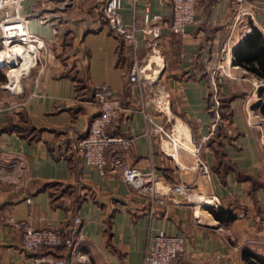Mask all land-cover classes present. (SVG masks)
I'll return each mask as SVG.
<instances>
[{"label":"crops","instance_id":"obj_1","mask_svg":"<svg viewBox=\"0 0 264 264\" xmlns=\"http://www.w3.org/2000/svg\"><path fill=\"white\" fill-rule=\"evenodd\" d=\"M103 1L20 3L26 31L44 48L17 78V90L0 93V264H30L33 256L22 247V229L8 217L56 228L78 215L85 238L79 252L89 264H142L158 229L185 239L179 264H244L245 248L264 256V128L254 116L263 101L264 76L235 64L233 55L244 25L264 41V0H244L236 9L230 0H196L198 22L186 27L184 37L170 31L168 6L139 0L132 12L130 1L121 0L127 27L140 26L146 6L163 18L161 59L151 65L155 55L147 58L139 34L134 54L109 28ZM225 41L229 47L221 53ZM146 58L150 78L130 82L131 67ZM100 84L120 98L122 110L108 133L131 139L127 162L142 170L153 166L161 181L175 182L174 159L188 166L189 157L180 151L172 157L170 141L162 143L164 155L159 140L144 134V113L164 126V118L172 117L174 133L179 127L184 132L186 150H197L208 165L209 178L198 171L194 184L209 190L216 205L204 209L178 195L150 212L146 196L118 173L102 174L84 163L76 144L98 112L90 95ZM21 124L29 131L8 129ZM217 207L229 209L231 219H216L209 210Z\"/></svg>","mask_w":264,"mask_h":264},{"label":"built area","instance_id":"obj_2","mask_svg":"<svg viewBox=\"0 0 264 264\" xmlns=\"http://www.w3.org/2000/svg\"><path fill=\"white\" fill-rule=\"evenodd\" d=\"M21 1L0 0V46H6L13 41L32 43L31 64H35L39 60V52L44 48V43L26 31L24 18L20 13ZM128 1L132 5V12H135V5L139 0ZM155 1L159 5H166L170 8L168 26L170 31L177 36L184 37L186 27L198 22L195 17L196 0ZM243 1L230 0L231 8H238ZM121 10V0H104L101 6L102 15L109 28L131 47L134 54L138 52V34L140 35L149 59L151 53L158 52V40L164 24L162 16L158 13H151L146 6L142 12L140 26L131 24L127 27L122 21ZM250 31L251 27L244 25L242 37ZM228 47V41L223 42L220 52L226 53ZM144 67L145 65H133L129 72V81L139 82L141 76L145 75ZM92 101L97 106L98 112L91 119L85 136L76 144L77 151L86 165L96 168L102 174L118 173L124 183L140 195L146 196L150 212H153L156 206L165 204L167 199L173 200L178 195L193 206L205 205L207 200L211 201L210 205L217 204L213 196L206 199L203 191L185 180L184 168L180 167L178 159H174L178 172L177 179L173 183L161 181L153 166L142 170L129 164L126 160V152L131 145V139L124 134L108 133L111 122L122 110L119 96L108 85L100 84L93 88ZM254 116L264 128V113L260 108L256 110ZM144 119V134L155 136L159 140L161 151L167 156L162 145L169 138L167 129L164 125L155 123L147 113H144ZM194 157L197 167L201 170L200 174L209 178V167L198 156L197 150L194 151ZM25 202L31 205L30 198H25ZM7 221L22 229V247L33 254L30 264H89L86 255L79 252L85 238L81 229V218L78 215H74L69 223L66 222L56 228H35L27 222L17 223L12 217H8ZM63 240L70 247V254L67 258L52 251H44L46 248L60 246ZM184 249L185 239L181 235L167 234L164 230L158 229L152 237L142 264H179L178 258ZM73 257L76 259L75 263L71 261ZM19 264L28 263L22 261Z\"/></svg>","mask_w":264,"mask_h":264},{"label":"trees","instance_id":"obj_3","mask_svg":"<svg viewBox=\"0 0 264 264\" xmlns=\"http://www.w3.org/2000/svg\"><path fill=\"white\" fill-rule=\"evenodd\" d=\"M234 55V63L240 65L250 73L263 77L264 76V41L260 35V33L256 29H251L250 33L245 34L242 38L241 43L236 47L233 52ZM259 92L262 95V103L259 108L262 113H264V91L263 88H260ZM93 94V88L91 90V98ZM10 128H16L19 131H29V127L27 125L21 124L19 126H9ZM7 129V127H5ZM220 127L216 125L215 134H219ZM209 212L216 218L221 219V215H224L225 218L231 219L230 211L227 208L217 207L216 210L211 208ZM71 220H68L69 223ZM47 249V250H46ZM44 251H52L61 256L67 258L70 254V247L63 240L62 244L58 247L46 248ZM241 258L244 264H264V256L251 251L247 248L243 249L241 252Z\"/></svg>","mask_w":264,"mask_h":264},{"label":"rangeland","instance_id":"obj_4","mask_svg":"<svg viewBox=\"0 0 264 264\" xmlns=\"http://www.w3.org/2000/svg\"><path fill=\"white\" fill-rule=\"evenodd\" d=\"M14 44L15 43L12 42L11 44L6 45V46H0V56L2 57V62H3V63L2 62L0 63V75L3 76L2 82L0 83V93L4 92V91L14 92V91L17 90V87L16 88H9V86L8 87H4L5 85H7L10 82V80H13L14 83L15 82L17 83V78L19 76H21V71L18 68H16V66L14 64L9 63L10 60L13 61V59L15 57L10 52V50L15 45H19V44H15V45ZM151 55H153V53H151ZM154 55H155V59H157V62H160V59H161L160 58V52H155ZM15 58H17V57H15ZM147 58H146V60L141 62V65H144L145 63L148 62ZM150 58H151V56H150ZM152 68L156 69L153 66H152ZM151 71L152 70L144 71L145 75L144 76L142 75L140 80H144V78H146V77L150 78ZM154 74H155L154 76H157L156 72ZM164 121H165V123H164L165 124V128L167 129V132L169 134V138L167 139V141H168V143H169V141L171 143L173 138H174V134H175L174 131H173V129H174V126H173L174 125V120H173L172 117H169V121H167L165 118H164ZM170 143L168 145H170ZM180 146H181L180 143L176 144L177 150L180 151V152L186 153L187 156L189 157L191 163L188 166H186V165L182 166V163L180 162V159H179L178 164L184 168L183 169L184 170V174H186L185 172H189L188 175L192 176L191 179H190L191 181L188 182V183L195 187V186H197L196 184H194L196 179H197L196 178V176H197L196 173L198 171L200 172L201 170L196 165L194 153H190L186 149L182 148V146L181 147ZM200 175L202 176V174H200ZM204 179H206V178L204 177ZM201 191H203V193L205 194V197H207L206 199H210V197L212 196L211 192L209 190H207V189L206 190L201 189ZM209 203L211 204V201L207 200L206 204H209ZM204 206L205 205H200L201 208L204 207Z\"/></svg>","mask_w":264,"mask_h":264},{"label":"bare ground","instance_id":"obj_5","mask_svg":"<svg viewBox=\"0 0 264 264\" xmlns=\"http://www.w3.org/2000/svg\"><path fill=\"white\" fill-rule=\"evenodd\" d=\"M22 30V29H21ZM15 44H19V45H15L11 50L10 52L17 58L14 57L13 61L10 60L9 63H12L16 66V68H18L21 73H23L24 71L27 70V68L29 67V65L32 63V57H33V45L32 43L30 42H21V41H13ZM12 42L8 43L7 45L11 44ZM155 56H153V58L151 59V61L149 62V64L151 65L152 63H157V59H155ZM2 62V57L0 56V63ZM3 63V62H2ZM148 64V65H149ZM147 68V67H146ZM18 70V71H19ZM18 85V83H14L13 80H10V82L5 85L4 87H8L9 88H16ZM178 126V125H177ZM179 127V126H178ZM186 132H188L186 130ZM184 132L183 130L179 128L176 129V133L174 134V138H173V141L174 142H171L172 144V147H173V155L172 157H177V147H176V144L180 143V145L182 146V148H185V149H188L186 146H185V142L184 143H181V140L183 139L184 137ZM186 139V137H184ZM187 140H188V135H187ZM180 146V147H181ZM168 148V147H167ZM164 149V147H163ZM165 150V149H164ZM166 154H168V152L165 150ZM172 152V151H171ZM194 152V151H193ZM176 159V158H175ZM210 204V203H209ZM205 205H208L205 203Z\"/></svg>","mask_w":264,"mask_h":264},{"label":"water","instance_id":"obj_6","mask_svg":"<svg viewBox=\"0 0 264 264\" xmlns=\"http://www.w3.org/2000/svg\"><path fill=\"white\" fill-rule=\"evenodd\" d=\"M203 208L204 209H208L209 208V205H205Z\"/></svg>","mask_w":264,"mask_h":264}]
</instances>
